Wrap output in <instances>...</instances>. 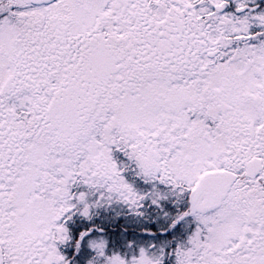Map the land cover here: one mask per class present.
Wrapping results in <instances>:
<instances>
[{
	"label": "snow or ice",
	"instance_id": "obj_1",
	"mask_svg": "<svg viewBox=\"0 0 264 264\" xmlns=\"http://www.w3.org/2000/svg\"><path fill=\"white\" fill-rule=\"evenodd\" d=\"M0 264H264V0H0Z\"/></svg>",
	"mask_w": 264,
	"mask_h": 264
}]
</instances>
